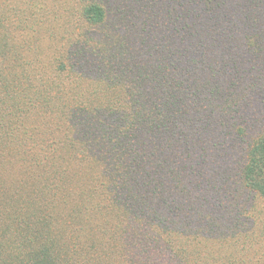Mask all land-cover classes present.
I'll use <instances>...</instances> for the list:
<instances>
[{"label": "trees", "instance_id": "1", "mask_svg": "<svg viewBox=\"0 0 264 264\" xmlns=\"http://www.w3.org/2000/svg\"><path fill=\"white\" fill-rule=\"evenodd\" d=\"M0 264H264V0H0Z\"/></svg>", "mask_w": 264, "mask_h": 264}]
</instances>
